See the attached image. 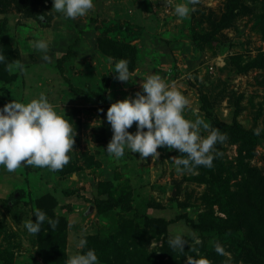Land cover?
I'll return each instance as SVG.
<instances>
[{
    "label": "rangeland",
    "instance_id": "rangeland-1",
    "mask_svg": "<svg viewBox=\"0 0 264 264\" xmlns=\"http://www.w3.org/2000/svg\"><path fill=\"white\" fill-rule=\"evenodd\" d=\"M179 2L95 0L69 18L51 10L53 0H0V51L12 62L11 70L0 62V106L44 92L77 131L62 169L8 173L0 165V264H65L88 247L101 264H188V256L264 264V0H199L184 18L174 11ZM37 39L49 41L50 61L33 47ZM120 58L129 61L126 82L115 78ZM152 73L188 96L186 118L210 125L202 136L227 134L213 167L178 173L175 156L186 154L167 146L155 161L105 151L108 107L142 90ZM36 208L58 219L55 229L45 221L38 234L27 231L21 222L35 220ZM180 229L184 252L167 242ZM82 237L87 244L78 246Z\"/></svg>",
    "mask_w": 264,
    "mask_h": 264
},
{
    "label": "clouds",
    "instance_id": "clouds-1",
    "mask_svg": "<svg viewBox=\"0 0 264 264\" xmlns=\"http://www.w3.org/2000/svg\"><path fill=\"white\" fill-rule=\"evenodd\" d=\"M170 5L172 0H169ZM199 0H186L175 4L174 11L178 17L189 16L196 9ZM95 6V0H53L51 10L64 17L76 18L86 15ZM41 20L43 15L39 17ZM33 47L40 50L42 59L50 61L49 41L37 39L32 42ZM7 57L0 51V62H6ZM12 62H6L5 67L11 70ZM22 67V65H21ZM115 78L120 81L131 79L129 61L120 58L114 64ZM142 90L134 96L129 95L116 100L107 109L106 119L110 123L113 135L105 151L115 158L125 155L126 149L138 152L140 159H146L151 154L155 161L159 158V147L178 149L184 156H175L176 171L178 173L191 171L198 165L213 167L218 142H223L227 134L219 129H212L206 136L201 135V129L208 130L210 125L202 118L195 120L186 118L185 110L190 100L175 82L169 83L159 74L152 73L142 82ZM110 98V97H109ZM103 111V108L99 109ZM136 122V130L129 131ZM73 121L66 119L56 111L46 93L41 92L38 97L27 103L12 99L0 106V165L8 173L15 172L22 166L35 165L48 167L50 170L62 169L71 159V150L77 134ZM259 135L260 126L253 129ZM36 219L23 220L24 227L29 233L41 232L45 221L55 229L58 219L50 217L44 210L36 208ZM194 240L199 238L192 234ZM186 239L184 230L171 233L167 242L169 246L184 252ZM87 244L86 237L79 240L78 246ZM192 247V245H191ZM215 250L224 254L225 248L216 242ZM199 251V249H195ZM188 264H210L207 257L187 258ZM65 264H101L94 248L78 251L68 257Z\"/></svg>",
    "mask_w": 264,
    "mask_h": 264
},
{
    "label": "trees",
    "instance_id": "trees-1",
    "mask_svg": "<svg viewBox=\"0 0 264 264\" xmlns=\"http://www.w3.org/2000/svg\"><path fill=\"white\" fill-rule=\"evenodd\" d=\"M109 203L110 205H112L113 208L117 207V208H120V210H125V209H132V206H129V204H124V203H120L117 204L115 202H107ZM247 249H250V252H252L253 254L256 253V247L252 244V243H249V242H244L243 244ZM256 259H259V261L261 262V255L260 254H256ZM264 260V258H263ZM262 260V261H263Z\"/></svg>",
    "mask_w": 264,
    "mask_h": 264
}]
</instances>
